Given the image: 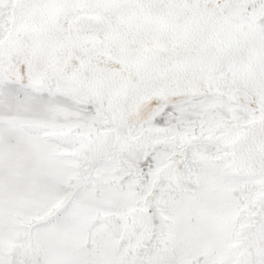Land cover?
Wrapping results in <instances>:
<instances>
[{
    "label": "snow or ice",
    "instance_id": "6c2138e0",
    "mask_svg": "<svg viewBox=\"0 0 264 264\" xmlns=\"http://www.w3.org/2000/svg\"><path fill=\"white\" fill-rule=\"evenodd\" d=\"M0 264H264V0H0Z\"/></svg>",
    "mask_w": 264,
    "mask_h": 264
},
{
    "label": "rangeland",
    "instance_id": "374dc122",
    "mask_svg": "<svg viewBox=\"0 0 264 264\" xmlns=\"http://www.w3.org/2000/svg\"><path fill=\"white\" fill-rule=\"evenodd\" d=\"M17 139L22 145L27 144V142L24 141L22 137H17ZM25 155H27V152H25ZM40 162L44 164V166L48 169L50 173L54 172V169L46 161L41 160ZM68 196H70V193H65L57 201L53 202L46 199L32 198L27 195L18 196L13 194L11 200V211L15 212L17 210H23L24 212L35 217L39 221L45 219L48 215L53 214L56 208L61 205ZM86 200V194H82L81 201L86 202ZM33 235L36 238L43 240L49 246H51V243L56 239L51 235L50 228H36L33 232ZM87 237V231L85 230L84 232H81L79 229V225L74 224L72 228L68 230L67 234L61 239L60 242L65 247H73L76 250H81L79 248V242L81 238L87 239ZM92 241V247L90 249H82V251L93 252V254L104 256L106 252L105 249L101 247L102 238L99 236V234H94L92 237Z\"/></svg>",
    "mask_w": 264,
    "mask_h": 264
}]
</instances>
